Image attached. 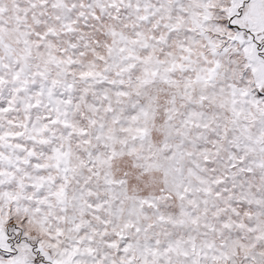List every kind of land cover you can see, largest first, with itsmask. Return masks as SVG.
I'll list each match as a JSON object with an SVG mask.
<instances>
[{"label": "snow or ice", "instance_id": "6c2138e0", "mask_svg": "<svg viewBox=\"0 0 264 264\" xmlns=\"http://www.w3.org/2000/svg\"><path fill=\"white\" fill-rule=\"evenodd\" d=\"M0 264H264V0H0Z\"/></svg>", "mask_w": 264, "mask_h": 264}]
</instances>
